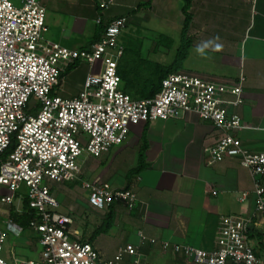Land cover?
I'll return each mask as SVG.
<instances>
[{
    "label": "built area",
    "instance_id": "1",
    "mask_svg": "<svg viewBox=\"0 0 264 264\" xmlns=\"http://www.w3.org/2000/svg\"><path fill=\"white\" fill-rule=\"evenodd\" d=\"M95 1L102 11L118 3ZM99 21L97 17L95 22ZM126 22L124 16L113 18L101 39L89 48L68 49L44 39L45 9L39 0H0V186L11 192L2 195L0 202L12 205L15 199L28 198L36 214L30 227L38 234L40 246L37 260H7L1 254L6 238L0 230V264H151L137 246L128 244L103 259L92 244L76 239L73 221L59 211L49 183L76 180L82 155L99 157L120 145L133 125L189 113L211 122L221 133L209 150L210 162L237 157L253 177L256 210L264 212V152L244 148L235 134L243 127L235 109L244 102V76L225 83L174 72L162 80L161 91L154 97L133 99L119 89L116 71L122 51L118 38ZM98 60V72L87 74L78 95L55 93L61 74L71 64L93 65ZM81 186L87 191L88 204L99 210L113 203L132 210L137 204V195L130 188L85 179ZM246 195L242 193L241 199ZM250 222V216L224 215L213 249L190 245H173V249L198 264H262L249 242ZM6 224L16 233L21 229L11 219ZM139 237L141 242H157L142 232ZM161 246L165 250L171 247L167 241Z\"/></svg>",
    "mask_w": 264,
    "mask_h": 264
},
{
    "label": "crops",
    "instance_id": "2",
    "mask_svg": "<svg viewBox=\"0 0 264 264\" xmlns=\"http://www.w3.org/2000/svg\"><path fill=\"white\" fill-rule=\"evenodd\" d=\"M56 1L62 7L52 9L73 14V29L82 34L86 32L89 37L85 45L73 49H86L95 35V27L88 32L85 18H93L95 22L99 17L96 1L39 0L45 9V16L46 7ZM138 3L137 0H118L115 6L101 11L100 17L124 16L126 20L130 19L144 13L142 9L149 8L143 7L134 14H128ZM15 4L20 2L15 1ZM190 13L192 18L187 32L190 46L184 60V63L189 62L186 63L188 69L179 71L225 83L235 82L243 75L244 102L235 109L241 116L243 127L235 134L244 148L264 152V0L254 3L191 0ZM129 24L128 20L126 27ZM143 24L136 26L141 28ZM46 26L45 34L49 31ZM64 31L61 34L63 39L66 38ZM45 34L44 39L49 41ZM178 42L174 41L172 46L174 53ZM84 64L77 61L61 74L55 90L57 94L63 97L78 95L85 77L90 73L84 70ZM132 131L140 134L141 140L145 135V150L142 149L143 140L126 142ZM129 134L114 156V159L121 160V165L125 159L129 161L124 180L119 185H111L132 189L137 195L135 208L128 210L120 203H113L102 210L91 207L87 202V191L81 186V181L87 179L82 168L79 177L68 182V190L72 192L68 194L67 209L74 215L63 213L71 217L76 239L92 244L103 259L111 258L119 248L131 244L137 246L143 258L151 264H198L182 252L174 251L173 245L211 250L216 245L220 218L238 214L251 217L249 242L264 264V212L256 210L253 177L233 155L220 162H210L209 150L221 135L211 122L189 113L182 118L136 124ZM141 153L145 165L138 173L131 174L135 167L134 159ZM261 182L264 185V178ZM78 184L83 191L76 194L75 186ZM50 190L54 195V190ZM242 193H247L244 199H241ZM81 199L87 207L78 203ZM109 212L112 213L110 228L95 234L96 229L104 225V216ZM32 232L37 237L36 243L34 234L28 238L31 248L36 246L38 239V234L34 230ZM139 232L157 242H141ZM163 241L169 242L171 247L163 249Z\"/></svg>",
    "mask_w": 264,
    "mask_h": 264
},
{
    "label": "rangeland",
    "instance_id": "3",
    "mask_svg": "<svg viewBox=\"0 0 264 264\" xmlns=\"http://www.w3.org/2000/svg\"><path fill=\"white\" fill-rule=\"evenodd\" d=\"M137 1L144 2V0ZM49 5L51 6L46 7L45 16L49 31L47 34L44 33L45 37L49 39V41L61 44L68 49H78L85 45L88 42L89 37L86 32L82 34L79 33V30L73 29V21L75 20L74 15L63 13L60 11L61 9L54 11L52 8L62 7L61 3L58 1H56L54 5L51 3ZM180 5V0H152L151 6H149V8L142 9L144 13L127 19V21H130V24L128 25L129 27H125L123 29L125 30L123 31V34L126 33V35L129 37V43H133L135 45L141 43L142 53H139L141 57H146L150 60L163 64H169V62L173 60L175 50L173 47H171L172 49L165 47L166 39L164 40L163 37H169L173 39V43L174 41H179L178 43H180L179 35L182 28ZM85 20L87 26L86 30L91 32L95 27V22L93 18L90 17H86ZM142 22L144 23L142 27H137L139 24H142ZM62 30H65V39L62 38ZM121 38L123 39V37ZM156 43L158 44V47H156ZM185 62L189 63L188 61ZM84 63L85 64L82 66L84 70L86 69L90 73L94 74L98 72L101 65V60H98L93 65H90L87 62ZM186 63H182V70L188 69ZM121 87H123L122 84H120L119 89H121ZM129 140H132V143H134V141H142L140 134L135 131H132L129 134L128 141L126 142H129ZM120 147L121 146L119 145L114 146L109 151L104 152L100 157H85V155H82L80 157V161L82 160L83 162L81 163L79 161L81 164L80 172L83 168L82 170L86 172V180L90 182L108 181L110 184L115 185L121 184L124 180L127 169L126 166L129 164V161L125 159L121 165V160L118 161V158L114 159V156ZM137 162L138 156L134 159V166L137 165ZM49 184L54 190V196L59 202V211L61 213H69L73 216L74 213H71L67 209L69 204L68 194L72 192L71 190H68V188H70L68 186L69 183L65 182L62 184L50 182ZM81 190L82 188L78 184L75 186L76 192L74 193L78 194ZM4 194H11V192L0 186V197ZM78 203L83 204V206L86 205L85 207L88 206L83 199L78 201ZM12 206L14 207V210L20 211L22 208V202L18 199H15ZM8 219H10V205H5L0 202V230L5 233L6 238L3 250L1 252L2 256L5 259L12 261L16 259L37 260L40 256V246H38V239L36 246L33 245L32 248L29 246L30 241L28 242V238L34 234V232H32V228L30 227L29 230H23L19 226L21 229H19L16 233L15 228L13 230V228H10V225L6 224ZM34 241L36 243V235L34 236Z\"/></svg>",
    "mask_w": 264,
    "mask_h": 264
},
{
    "label": "trees",
    "instance_id": "4",
    "mask_svg": "<svg viewBox=\"0 0 264 264\" xmlns=\"http://www.w3.org/2000/svg\"><path fill=\"white\" fill-rule=\"evenodd\" d=\"M147 6H146V5ZM151 4V0H146L145 2H139L138 5L130 9L128 14H134L139 11L143 7H149ZM190 4L191 0H182V28L180 31V43L178 48L176 49L175 57L173 61L169 64L159 63L153 60H150L146 57H141V43L135 45L133 43H129V37L121 32L119 35V44L122 46L121 54L118 58L116 71L120 77V84L123 85L121 90L128 94L131 98L139 100L144 98H151L160 93L162 80L169 74L174 72H179L181 69V65L184 62L188 49L190 46V41L187 36L188 28L191 22V13H190ZM96 10L98 12V16L101 15V9L99 8L96 2ZM121 17V16H120ZM113 18H103L100 17V21L95 22V35L90 41L87 48H89L93 43L99 41L101 36L104 33L105 26L112 20ZM127 25V22H126ZM125 36H123V35ZM123 37V39L121 38ZM128 38V39H127ZM166 39V48L170 49L173 46V39L169 37H163ZM122 39V40H121ZM156 47L158 44L156 43ZM86 48V49H87ZM77 62V61H76ZM76 62L71 64L68 68H71ZM67 68V69H68ZM143 145L142 149L146 148L145 135L142 137ZM12 147L9 148L10 151ZM143 153V152H142ZM142 153L138 156L137 165L131 170V174H136L140 171L142 166L145 165ZM128 188V186H125ZM18 194V193H17ZM18 195H16L17 197ZM34 210L29 205V200L26 196H23L22 200V208L20 211L14 210V207L10 205V219L14 224L20 226L23 230H29L30 221L35 217ZM112 223V213L109 212L104 216V225L99 229H96V233L106 232ZM37 237V236H36Z\"/></svg>",
    "mask_w": 264,
    "mask_h": 264
},
{
    "label": "clouds",
    "instance_id": "5",
    "mask_svg": "<svg viewBox=\"0 0 264 264\" xmlns=\"http://www.w3.org/2000/svg\"><path fill=\"white\" fill-rule=\"evenodd\" d=\"M199 51H201V52H202V51H203V49H199Z\"/></svg>",
    "mask_w": 264,
    "mask_h": 264
}]
</instances>
